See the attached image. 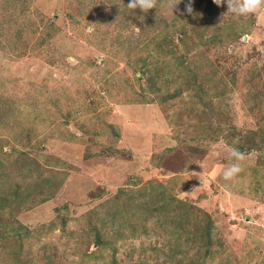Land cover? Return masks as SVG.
<instances>
[{"label":"rangeland","instance_id":"374dc122","mask_svg":"<svg viewBox=\"0 0 264 264\" xmlns=\"http://www.w3.org/2000/svg\"><path fill=\"white\" fill-rule=\"evenodd\" d=\"M129 2L0 0V264H264V15Z\"/></svg>","mask_w":264,"mask_h":264},{"label":"clouds","instance_id":"9594fccd","mask_svg":"<svg viewBox=\"0 0 264 264\" xmlns=\"http://www.w3.org/2000/svg\"><path fill=\"white\" fill-rule=\"evenodd\" d=\"M159 2H161L162 6L169 10L173 15L174 9L178 11L177 6L181 3V0H159ZM212 2L217 7L226 3L227 12H230L237 17L264 15V0H212ZM192 3L193 0H187V3L185 4V13L188 15L193 14ZM157 4L158 0H130L127 4V8L132 10V13L137 9L142 13H147L151 9H156ZM141 19H143V17H141ZM134 28L137 34H139L141 29L135 26ZM221 145L227 150L232 160L227 167L223 168L222 176L225 181H232L243 172V162L246 161L247 155L237 148L228 146L224 141H221Z\"/></svg>","mask_w":264,"mask_h":264},{"label":"trees","instance_id":"16d2710c","mask_svg":"<svg viewBox=\"0 0 264 264\" xmlns=\"http://www.w3.org/2000/svg\"><path fill=\"white\" fill-rule=\"evenodd\" d=\"M118 28H121V27H118ZM18 34V33H17ZM217 36H214V37H212L210 40H208L209 42H212L213 44L216 42V40H217ZM163 45V44H162ZM160 46L158 49H160V50H162L164 47L163 46ZM159 50V51H160ZM152 84V83H151ZM151 84H150V86H151ZM150 90L152 91V92H157V91H155V90H153V89H151L150 88ZM179 94V92H177V93H175V95H168V96H166V98H159V100H160V102H164L165 101V99L166 100H168V99H171V98H174L175 96H177ZM97 237H101V235H100V232L98 231L97 232Z\"/></svg>","mask_w":264,"mask_h":264}]
</instances>
